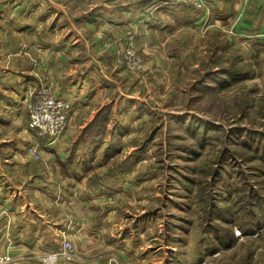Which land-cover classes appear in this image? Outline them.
Segmentation results:
<instances>
[{
  "label": "rangeland",
  "instance_id": "rangeland-1",
  "mask_svg": "<svg viewBox=\"0 0 264 264\" xmlns=\"http://www.w3.org/2000/svg\"><path fill=\"white\" fill-rule=\"evenodd\" d=\"M108 1L48 3L50 10L65 11L63 21L70 23L74 17L93 21L99 11V18H109L115 8ZM173 4L183 15L210 11L205 0L200 9ZM204 26L198 25L202 38L178 32L168 38L174 42L143 47L137 28L109 34V43L119 45L110 46L114 64L96 77L106 87L108 113H97L68 146L81 171L66 177V185L85 184L78 198L87 214L108 217L107 227L120 232L106 246L113 253L104 257L107 264H264V35L234 42L228 33L211 32L212 23ZM30 134H23L28 143ZM0 135L24 139L17 128L0 127ZM19 147H1L2 185L24 186L29 178L14 170L38 166L30 153L32 159L12 156ZM64 213L73 219L72 207ZM76 250L61 264L77 262ZM5 251L0 257L9 264V245Z\"/></svg>",
  "mask_w": 264,
  "mask_h": 264
},
{
  "label": "crops",
  "instance_id": "crops-1",
  "mask_svg": "<svg viewBox=\"0 0 264 264\" xmlns=\"http://www.w3.org/2000/svg\"><path fill=\"white\" fill-rule=\"evenodd\" d=\"M143 1L146 3L139 7ZM205 1L210 11L194 15L185 10L189 14L183 15L177 7H169L174 4L167 0H111L106 6L115 8L114 16L109 11L105 13L109 18H99L103 13L99 11L100 16L93 21L74 17L64 23L66 12L54 6L50 10L48 0H0V127L20 129L22 135L31 133L26 104L41 81L50 82L55 95L76 105L63 140L44 147L42 160L34 161L38 166L14 170L26 174L28 183L2 185L0 181V251L10 246L13 258L9 264H41L40 257L57 249L64 237L71 239L74 247L76 244L78 256L77 262L64 264H107L104 257L113 256L106 246L111 237L119 236V230L107 227L108 217L95 219L87 214L86 205H82L86 202L78 198L85 184L66 185V177L74 179L81 171L68 146L77 142L80 128L92 125L97 113L109 105L106 87L98 85L96 79L99 69L106 72L112 68L113 53L119 47L109 43V34L119 36L125 29L137 28L136 41L139 39L142 47L145 42L157 44L159 39L174 42L176 38H168L178 32L202 38L198 25L206 28L208 23L214 25L211 32L228 33L234 42L264 35V0ZM90 10L94 13L95 8ZM126 42L124 37L121 47ZM84 114L89 118H82ZM32 135L29 143L24 135L21 142L0 135V160L7 145L18 143L20 147L12 156L21 160L22 153L29 156ZM66 190L73 193L68 200ZM66 205L72 207L73 219L66 218ZM120 243L121 237L112 249L119 248Z\"/></svg>",
  "mask_w": 264,
  "mask_h": 264
},
{
  "label": "built area",
  "instance_id": "built-area-1",
  "mask_svg": "<svg viewBox=\"0 0 264 264\" xmlns=\"http://www.w3.org/2000/svg\"><path fill=\"white\" fill-rule=\"evenodd\" d=\"M170 1L192 6L196 9H200L205 5L204 0ZM26 109L29 117L28 129L36 140L33 145L28 147L27 152L34 155L37 160H41V148H48L54 142L63 140L74 105L68 99L57 97L50 83L42 82L34 89L33 100L28 102ZM74 252L72 240L64 237L58 249L44 254L41 263L61 264L62 260L72 259ZM8 260L7 257H0V264H6Z\"/></svg>",
  "mask_w": 264,
  "mask_h": 264
},
{
  "label": "trees",
  "instance_id": "trees-1",
  "mask_svg": "<svg viewBox=\"0 0 264 264\" xmlns=\"http://www.w3.org/2000/svg\"><path fill=\"white\" fill-rule=\"evenodd\" d=\"M106 113H108L107 107H105L104 110H102V111L99 112L98 114H99V116L101 117V115L106 114ZM108 120H109V119L106 118V121H108ZM98 121H99V119H98ZM90 126H91V125H90ZM90 126H89V127H90ZM97 140H99V138L96 139L95 141H97Z\"/></svg>",
  "mask_w": 264,
  "mask_h": 264
}]
</instances>
